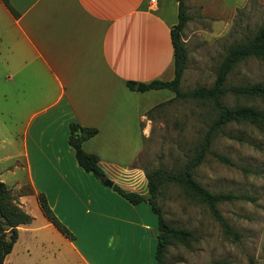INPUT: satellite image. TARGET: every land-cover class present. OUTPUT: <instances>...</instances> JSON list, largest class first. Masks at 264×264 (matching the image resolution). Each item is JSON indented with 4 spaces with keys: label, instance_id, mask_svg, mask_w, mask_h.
Here are the masks:
<instances>
[{
    "label": "crops",
    "instance_id": "0c3cea01",
    "mask_svg": "<svg viewBox=\"0 0 264 264\" xmlns=\"http://www.w3.org/2000/svg\"><path fill=\"white\" fill-rule=\"evenodd\" d=\"M184 1L189 19L182 39L187 47L204 30L197 29V9L200 19L207 17L220 24L230 22L241 10L236 3L229 4V0ZM10 2L19 12L18 17L0 0V19L6 21L10 42L8 51H2V64L8 71L3 88L16 97L19 109L27 108L32 114L21 141L20 153L24 158L17 159L18 164L11 169L0 171V180L13 192L18 190L15 193L27 185H31L35 193H44L58 219L70 227L59 207L66 209L68 202L64 199L70 193L80 197L79 178L81 169L84 170L69 144L70 123L97 128V133L84 140L82 147L99 156L106 177L120 183L125 190L138 193L139 189L133 184L144 185L145 182L147 186L144 170L133 164L143 146V130L149 126L146 113L173 98L175 93L168 88L137 91L130 89L127 82L173 79L171 29L178 23V2ZM144 120L146 125L142 127ZM105 167H108L109 176ZM5 170L13 173L20 170L23 178H17L11 186L6 181ZM82 176L90 181L89 186L106 192L97 179ZM109 192L128 212L130 217L126 222L129 226L140 223L149 236L158 233L148 202L132 204L120 193ZM18 199L33 220L18 226V238L4 264L9 262L24 235L34 237L35 244L44 247L47 242L41 232L44 229H49L60 245L76 256L77 264H94L77 246L76 240L65 236L45 215L41 225H36L37 216L43 213L36 194L20 195ZM88 202L92 204L93 200L88 198ZM115 208V203H111L110 209ZM56 239H51L50 244L54 245ZM60 249L57 245L55 256ZM63 264L72 263L65 258ZM112 264L124 262L118 257Z\"/></svg>",
    "mask_w": 264,
    "mask_h": 264
},
{
    "label": "rangeland",
    "instance_id": "374dc122",
    "mask_svg": "<svg viewBox=\"0 0 264 264\" xmlns=\"http://www.w3.org/2000/svg\"><path fill=\"white\" fill-rule=\"evenodd\" d=\"M228 2L236 3L241 10L226 24L207 17L200 19L197 9V29L204 30L186 46L188 60L180 83L182 92L202 85L211 86L230 46L251 38L264 24V0ZM6 26L4 18L0 19V171L14 167L18 164L17 159L23 160L21 141L32 114L27 112V108L19 109L20 103L16 97L7 94L3 88L8 71L2 64V51H8L10 43ZM239 83L264 84V59L251 57L237 64L226 84ZM224 102L229 106H251L264 113L263 97L228 93L224 96ZM215 113L208 103L191 97L176 98L175 95L148 110L149 126L143 130V146L133 164L145 173L160 166L171 171L179 170L194 155L196 145ZM144 125L145 120L142 127ZM210 149L202 163L195 168V178L211 192L236 196L218 204L230 231L206 204L189 197L181 186L163 183L157 201L165 218L170 224L188 229L197 236V240L187 246L172 242L168 248L167 262L264 264V123H229L222 131L215 132ZM215 152L228 157L230 162L219 159ZM107 168L104 169L108 175ZM81 171L80 197L70 193L64 199L68 202L66 209L59 207L70 227L64 225L74 236L77 246L94 264H112L118 257L124 264H157V234L149 236L140 223L129 226L126 222L130 217L128 212L109 191L119 192L104 185L93 174ZM74 173L77 174V171ZM4 174L12 186L17 178H23L24 173L5 170ZM82 175L97 179L106 192L89 186L90 181ZM133 185L140 194L148 193L145 182L144 185L140 182ZM88 198L93 200L92 204H89ZM111 203L116 205L114 210L110 209ZM152 213L158 225V217L153 210ZM40 215L37 216V226L45 217L42 212ZM41 232L43 238L47 239L44 247L36 245L34 237L24 235L7 264H63L65 258L72 264L78 263L76 256L62 247L49 229ZM51 239H56L54 245L50 244ZM57 245L61 249L55 256Z\"/></svg>",
    "mask_w": 264,
    "mask_h": 264
},
{
    "label": "trees",
    "instance_id": "16d2710c",
    "mask_svg": "<svg viewBox=\"0 0 264 264\" xmlns=\"http://www.w3.org/2000/svg\"><path fill=\"white\" fill-rule=\"evenodd\" d=\"M1 1L15 17L19 16V12L11 4L10 0ZM177 2L179 19L178 23L171 29L175 67L173 79L167 81L155 79L148 83L129 80L127 85L130 89L137 91L168 88L175 93L176 98H196L198 101L212 106L216 112L215 117L200 142L196 145L194 155L187 159L183 167L177 171H171L160 166L146 171L148 196L135 191L125 190L116 183L113 185V188L132 204L148 202L153 212L157 215V264H168V248L172 245V242H180L187 246L190 242L197 240V236L192 231L176 227L165 218L163 210L157 201L160 186L166 182L181 186L189 197L206 204L212 214L224 223L226 230L230 231L229 226L224 222L218 204L234 199L236 196L232 193H214L208 190L195 178V168L202 163L205 156L210 152L216 131H222L224 126L233 122L264 123V113L258 109L246 105L229 106L224 102V96L228 93L264 98V84H226L230 73L240 62L251 57L264 59V24L259 27L251 38L230 46L218 66L216 79L211 86L202 85L190 91L182 92L180 83L188 60V52L182 39V31L189 16L187 15L185 1L177 0ZM96 133L97 128L95 127H85L79 123L72 122L70 123L69 144L74 151L78 164L85 171L101 179L106 174L99 163V156L85 151L82 147V142ZM215 155L223 161L230 162L228 157L220 153L215 152ZM26 194H36L44 215L65 236L71 239L74 238L68 228L58 219L44 193H35L31 185L23 188L19 193H15L4 181L0 180V264H4L5 257L11 252L18 238V226L29 224L33 220V217L22 208L18 199L20 195Z\"/></svg>",
    "mask_w": 264,
    "mask_h": 264
},
{
    "label": "water",
    "instance_id": "95a60500",
    "mask_svg": "<svg viewBox=\"0 0 264 264\" xmlns=\"http://www.w3.org/2000/svg\"><path fill=\"white\" fill-rule=\"evenodd\" d=\"M101 181H102V183L104 184V185H106V186H109V187H112L113 185H114V181L113 180H111V179H109L108 177H103V178H101Z\"/></svg>",
    "mask_w": 264,
    "mask_h": 264
}]
</instances>
